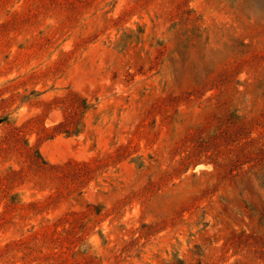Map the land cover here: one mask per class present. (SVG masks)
<instances>
[{"label": "rangeland", "instance_id": "374dc122", "mask_svg": "<svg viewBox=\"0 0 264 264\" xmlns=\"http://www.w3.org/2000/svg\"><path fill=\"white\" fill-rule=\"evenodd\" d=\"M0 264H264V0H0Z\"/></svg>", "mask_w": 264, "mask_h": 264}]
</instances>
